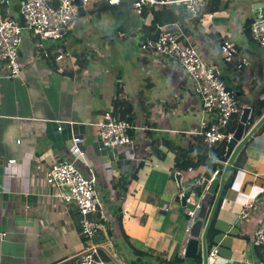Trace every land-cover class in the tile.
Listing matches in <instances>:
<instances>
[{"label":"crops","instance_id":"crops-1","mask_svg":"<svg viewBox=\"0 0 264 264\" xmlns=\"http://www.w3.org/2000/svg\"><path fill=\"white\" fill-rule=\"evenodd\" d=\"M18 1L10 0L13 7ZM220 1L226 8L208 11V0L196 20L180 25L186 41L217 67L225 83L230 75L234 86L226 85L237 97H243L237 99L242 110L251 109L256 99L264 97V48L245 34L244 25L255 17L252 6L264 4V0ZM260 11L264 12V7ZM86 18L87 13L82 19ZM97 18L110 35L91 34L81 18L75 19L70 57L60 63L37 57L30 34L23 35L20 75L13 81L0 80V234H5L0 237V264H79L86 245L96 248L103 264L110 262V257L117 264L134 260L130 244L145 251L147 260L157 255L171 262L182 256L187 224L178 230L179 219L168 217L169 212L179 213L181 191L176 179L166 178L173 168L174 154L164 143L181 149L197 146V138L172 133L192 128L200 117L194 82L176 61L144 55L138 48L148 36L136 12L131 17L132 29L119 35L111 32L108 17ZM111 41L116 45L114 59L108 49ZM221 41L236 47V64L248 60L246 69L221 62ZM103 56L106 63L99 66L96 57ZM88 62H93L92 69ZM119 87L128 97L140 129L130 134L136 144L130 148V158L125 156L126 148L117 152L101 149L95 126L105 112H111V101ZM260 128L244 147L245 164L223 195L215 220L216 235L208 231L207 239L218 246V257L208 264H264V249L252 243L264 219V128ZM73 136L83 140L84 156L78 159V167L83 172L88 168L95 172L101 202L94 218L101 220L102 227L85 242L77 228L80 215L60 197L64 190L45 180V171L54 161L73 158ZM153 141L159 143L163 159L151 156ZM209 151L220 157L218 147ZM8 160L15 163L8 164ZM140 162L143 167L137 179L123 191L117 186L120 176L127 173L129 164ZM148 162L152 169L145 168ZM161 162L166 165L164 173L160 172ZM152 174L151 190L145 191L144 181ZM200 174L204 175L203 168L180 174L184 192L191 179ZM166 197L173 204L163 203ZM251 200L255 204L250 215L241 218L240 212Z\"/></svg>","mask_w":264,"mask_h":264},{"label":"built area","instance_id":"built-area-1","mask_svg":"<svg viewBox=\"0 0 264 264\" xmlns=\"http://www.w3.org/2000/svg\"><path fill=\"white\" fill-rule=\"evenodd\" d=\"M120 1L107 0V3L113 6L118 5ZM206 1L208 0H133V7L140 12L145 8L151 10L174 5L179 13L181 12V17L176 23L155 25V38L144 39L140 42V48L144 55L154 54L176 61L191 77L194 82L193 91L199 101L200 117L192 128L172 133L173 135L182 133L197 139L202 137L204 143L211 149L233 139L235 129L232 123L235 119H238L239 123L242 108L237 103L236 93L221 79L217 67L206 61L200 51L186 41L184 30L180 25L181 22L196 20L203 12ZM87 4L88 0H83L84 9ZM12 5L10 0H0V80L13 81L20 75L22 65L19 50L25 30L32 38L33 50L37 57L54 62H62L70 57L73 22L78 18V7L73 0H19L17 6ZM19 15L23 16L24 27L18 20ZM250 34L252 39L264 48V12H260L251 23ZM220 55L225 65L236 66L239 70L246 69L249 65L245 58L238 64L235 63L237 49L229 41L222 42ZM95 126L101 149L115 150V152L133 147L134 140L130 132L139 129L125 120L118 119L110 112H105ZM58 129L61 130L60 127ZM72 142L70 154L73 158L67 161H54V164L45 171V180L58 188H67V192H62L60 197L63 203L76 207L81 217V235L88 240L102 227L101 220L96 221L94 218L101 202L95 188V172L91 168L83 172L78 167V159L84 156L83 140L73 136ZM7 163L13 164L15 160H8ZM211 179L200 174L191 180L189 188L204 186V193ZM202 194L196 197V193L191 190L190 195L186 196L184 210L189 217L185 229L186 235L199 211ZM254 204V200L247 203L240 212V217H248ZM0 237L4 238L5 234H0ZM252 243L264 249V219L255 230ZM217 257L218 246L213 245L208 251V260ZM79 264L103 263L98 257L96 248L86 245L80 254Z\"/></svg>","mask_w":264,"mask_h":264},{"label":"trees","instance_id":"trees-1","mask_svg":"<svg viewBox=\"0 0 264 264\" xmlns=\"http://www.w3.org/2000/svg\"><path fill=\"white\" fill-rule=\"evenodd\" d=\"M208 5H209L208 11L209 10L218 11L219 9L226 8V4H224L223 6L220 0H209ZM134 12L137 13L140 21H141V18L143 19V22H141L142 23L141 27H144L147 29L146 35L150 39L155 38V35H154L155 25H169L172 23H176L180 18V13L174 5L161 6V7L153 8L151 10L145 8L142 11L137 12L133 7V0H121L118 5H113V6L108 5L107 0H100L96 2L92 8H90L89 10H86V13L88 15L96 14L98 17H103V16L108 17L109 21L111 22L110 23L111 32L114 35L127 33L128 31L132 29V23H131L132 18L131 17H132V13ZM254 19L255 17L247 19L244 25V32L251 39L252 37L250 34V25ZM222 42L223 41H221L219 45V50H220V46ZM253 42L255 41L253 40ZM69 74H72V73H69ZM236 99H238L237 96H236ZM111 106H112L111 113L114 116H116L120 120H125L129 122L133 126H136L135 123H136L137 118H136L135 111L128 97L123 94L122 89L120 87L116 90L113 96V99L111 101ZM263 113H264V97H261L259 99H256L251 104V111L249 113V117L245 125L246 132L249 129H251V127L257 122V120L262 116ZM237 123H238V119H235L234 122L232 123L233 128H236ZM263 128H264V125L260 128V130ZM130 134L132 136L134 132L131 131ZM164 144L167 150L171 151L174 154L173 168L170 174L166 176V178L171 179L173 182L175 181L176 174L185 175L189 171V169L194 170L198 168H203L205 177L207 179H211L217 171V165H216L217 159H219L221 155L225 154L226 146H227L226 142L221 143L218 147L220 151V157H215L210 153L209 148L207 144L204 143L202 137L198 139V143L195 148L188 147L186 149H181V148L176 147L170 142H165ZM151 147H152L151 153L154 156H156L159 159L164 158V153L160 151L159 149V143H156L155 141H153L151 143ZM237 160H238V163L234 165V167L232 168V175L226 182L225 191L231 187L233 179L237 173V170L239 168H242L243 165L245 164L246 155H245L244 148L241 150V152L237 156ZM142 167H143L142 162L138 163L136 166L129 164V169L127 173L120 176L117 182V186L122 188L123 191H126L130 183L137 179L138 171ZM154 177L155 176L152 174L149 177L150 181H152ZM189 184L190 183H188V186ZM191 190H193V192L196 193V197H199L203 193L204 186L196 187L192 189L188 187V189L185 191L186 196L190 195ZM175 196H176L175 197L176 202H179L178 194H176ZM222 200H223V197L221 199V202ZM162 202L168 203L165 200H162ZM221 202H220V205H221ZM220 205L217 209V212L219 211ZM182 212L183 210L179 208V213L177 215H173L171 214L172 212H169L168 217L171 218L172 220L176 218L177 216H179ZM217 212L214 216L213 222L210 227L214 236L217 233V230L215 229V220H216ZM120 214L121 212L118 211V222L119 223L121 222ZM77 228L81 234L82 226L79 224V222H77ZM99 230L96 231V233H98ZM96 233L94 234L93 238L96 236ZM81 237H82V241L84 242L87 241V239L83 235H81ZM123 238L127 239L125 236ZM213 244H214L213 239H207L208 251L211 249ZM130 247L132 248V251H133L134 260H131L127 264H180L182 262L188 261V260H185L181 256L180 257L177 256L174 261L169 262L166 259L162 257H158L157 255H154V254H153L154 259L147 260L148 255L145 251L134 248L132 244H130ZM102 258L104 261H107V258L105 256H102ZM190 262L191 264H201L200 254H198L197 260L190 261Z\"/></svg>","mask_w":264,"mask_h":264},{"label":"water","instance_id":"water-1","mask_svg":"<svg viewBox=\"0 0 264 264\" xmlns=\"http://www.w3.org/2000/svg\"><path fill=\"white\" fill-rule=\"evenodd\" d=\"M78 7L77 17L83 18L86 10L83 8V0H73ZM263 3L254 4L252 9L255 10V17L260 14ZM18 20L24 27L23 16L19 15ZM250 108H243L239 123L234 131L233 139L227 143L226 151L223 157L217 159V171L210 180L205 192L199 201V211L193 223L189 227V232L183 240L182 256L188 261H195L200 253L201 264H208L207 234L213 222L214 216L220 205L223 193L225 191L226 182L232 175V168L237 164V156L241 150L247 145L252 136L264 124V113L257 122L246 132L245 125L249 117ZM115 151V150H114ZM175 179L178 183L180 194L181 209L186 208V194L180 186L181 175L176 174ZM67 192V188H63ZM76 211V207H73ZM185 219L189 217L185 214ZM107 264H117L112 257Z\"/></svg>","mask_w":264,"mask_h":264},{"label":"rangeland","instance_id":"rangeland-1","mask_svg":"<svg viewBox=\"0 0 264 264\" xmlns=\"http://www.w3.org/2000/svg\"><path fill=\"white\" fill-rule=\"evenodd\" d=\"M100 1V0H99ZM231 1H239V0H231ZM96 2H98V0H88V4H87V6H86V10H89L90 8H92L93 7V5L96 3ZM89 16V19L87 20V18H86V20H84V19H82V21H83V23H84V26H85V28L91 33V34H99V33H101V34H103V35H110V33L107 31V29L105 28V26L103 25V23H101L100 22V19L99 18H97L98 16L96 15V14H93V15H88ZM84 18V17H83ZM78 19V18H77ZM29 32L27 31V30H25V31H23V34H22V36L23 35H26V34H28ZM108 43H105V45H107ZM138 48L140 49V46L138 45ZM109 53H111V54H114V56H113V58L112 59H114L115 58V56L117 57V51H116V45L114 44V42L113 41H111V43H110V45H109ZM221 62H223L222 60H221ZM58 63H60V62H58ZM95 63H98L99 64V66H104V64H102V63H106V58L103 56V57H100V58H98L97 59V57H96V62ZM110 66H114V65H111L110 64ZM87 67L88 68H90V69H92L93 68V62H88V65H87ZM112 73H106V75L107 76H110ZM226 77H227V73H226ZM226 84L229 86V88H233V86H234V84H233V82H232V80H231V77H230V75H229V78H227V81H226ZM238 99H241V100H243V97L242 96H239V97H237ZM133 146H136V144H134ZM216 147H219V145H217ZM171 153V152H170ZM131 151H130V148H126L125 149V156L126 157H128V158H130L131 157ZM151 156H153V157H155L154 155H151ZM154 161H156V160H154ZM152 162L153 163V165H154V163H156V162ZM149 164H147L146 165V167L145 168H149L150 167V169H152V167H151V163L150 162H148ZM166 169V165L163 163V162H161V165H160V172H162V173H164L163 171ZM151 183H152V181H150V178H148L147 180L145 179V181H144V185H143V189L145 190V191H150L151 190ZM165 201L166 202H168V203H170V204H172V199L170 198V197H166L165 198ZM178 207H180V206H178ZM189 208H190V206H189ZM183 210V212L179 215V216H177V218L176 219H179V223H178V230H182V228L184 227V226H186V224H187V220L185 219V212H186V210H184V209H182ZM182 257V256H181ZM180 264H184L183 262L182 263H180ZM188 264H191V262L189 261L188 262Z\"/></svg>","mask_w":264,"mask_h":264},{"label":"clouds","instance_id":"clouds-1","mask_svg":"<svg viewBox=\"0 0 264 264\" xmlns=\"http://www.w3.org/2000/svg\"><path fill=\"white\" fill-rule=\"evenodd\" d=\"M243 111V110H242ZM251 111V110H250ZM111 113V112H110Z\"/></svg>","mask_w":264,"mask_h":264}]
</instances>
